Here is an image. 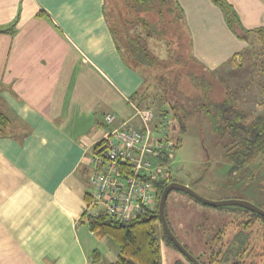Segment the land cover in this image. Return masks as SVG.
<instances>
[{
  "label": "crops",
  "instance_id": "obj_1",
  "mask_svg": "<svg viewBox=\"0 0 264 264\" xmlns=\"http://www.w3.org/2000/svg\"><path fill=\"white\" fill-rule=\"evenodd\" d=\"M175 1L190 51L206 69L223 67L247 47L213 1ZM227 1L245 29L264 27V0ZM105 6V0H0V111L9 119L0 134V264L117 258L114 241L96 236L82 216L87 176L109 131L142 129L130 97L143 75L126 61L114 30L119 16ZM122 6L123 22L132 27L133 8Z\"/></svg>",
  "mask_w": 264,
  "mask_h": 264
},
{
  "label": "trees",
  "instance_id": "obj_2",
  "mask_svg": "<svg viewBox=\"0 0 264 264\" xmlns=\"http://www.w3.org/2000/svg\"><path fill=\"white\" fill-rule=\"evenodd\" d=\"M122 1L133 8L134 19L137 20L132 27H129L127 21L120 23V32L117 34L122 36V41H119V43H123L124 52L126 46V50L133 54V59L159 73L156 84H145L144 77H142V84L130 98L136 104L135 106L139 108L151 107L150 105L155 102L157 109L154 110L151 107L156 112L155 120L168 116L171 121L166 127V138L172 141V150L164 153L160 158H153L152 160L162 163L169 170L168 164L174 152L182 146V138L175 134L173 123L176 122L174 128L178 126V129L186 130V120L193 116L192 114L196 113V110L204 112L211 131L217 141L221 143L222 158L231 163L233 168L251 165L258 157L264 160V111L248 120L245 111L237 107L231 94L224 97L220 102L203 101L199 99L201 97L194 99L198 102L192 101V105L190 101L187 103L180 102L181 91L178 89V85L183 68L189 70L186 73H190L201 83L202 81L211 83L205 76H196L189 66L190 61L193 60L199 63L190 52V48L186 52V45L189 44L190 46V41L187 44L183 41L185 45L181 41L178 49L174 48L172 50L167 62L155 55L151 56L152 51L149 47V40L159 34L157 27L160 21L163 22V36L169 46L172 42V36L179 40L186 38V34L182 32L184 29L180 28L181 31L175 29L177 21H182V13L177 2L175 0ZM211 1L219 6L229 29L237 37L245 40L247 47H251L250 36L256 35L264 48V27L245 29L241 25L237 12L227 0ZM141 12L154 13L159 19L156 22L148 21L145 16L140 15ZM0 31L5 30L0 29ZM180 32H182L183 37ZM246 50L245 48L240 53L233 55L226 62L238 66L236 59ZM253 51L255 55H258L255 48H253ZM187 99L191 100V98ZM8 126L9 119L7 115L0 111V134H5ZM158 126L159 124L154 121L153 130L158 129ZM98 143L96 147H98ZM167 173L168 175L163 180L154 184L156 191L155 206L152 209L145 210L135 218L121 220L101 212L92 215L84 210L82 216L86 220L89 229L100 238H110L118 247L117 258L110 264H162L160 241L165 240L168 244L176 247L164 231L158 216V200L161 191L169 182L176 181L170 171ZM89 197L88 189L85 193L86 202H88ZM166 201L164 212L167 219ZM241 209L248 214L244 219L242 218L237 222L236 230L229 238H225L226 228L222 227L213 236L211 235L210 241L206 243V250H201L196 254L191 253L201 264H264V239L262 242L257 241L256 243L255 241L256 236L262 235L264 237V232L254 230L257 223H264V216L244 207H241ZM169 227L172 230L170 224ZM183 246L186 248L185 245ZM185 259H176L173 264H193L186 257Z\"/></svg>",
  "mask_w": 264,
  "mask_h": 264
},
{
  "label": "rangeland",
  "instance_id": "obj_3",
  "mask_svg": "<svg viewBox=\"0 0 264 264\" xmlns=\"http://www.w3.org/2000/svg\"><path fill=\"white\" fill-rule=\"evenodd\" d=\"M105 1L106 13L113 17L114 15L119 16V22L114 30L120 32L119 25L123 22V17L128 16V13L122 10V4L126 3L122 0ZM115 9L120 11L115 12ZM148 14V21H158L159 17L156 14L151 12ZM175 27L180 31L184 29L182 32L186 34V38L179 40L172 36L169 46L163 36V22L160 21L157 27L159 34L149 40V47L153 53L151 56L155 55L167 62L172 50L178 49L181 41L182 43L184 41L185 44L189 43L188 33L183 22L177 21ZM182 32L180 33L183 37ZM116 37L122 41L120 34H116ZM250 40L252 48L246 47L247 50L236 59L238 66L226 62L223 67L211 72L200 63L194 60L190 61L189 66L194 74L199 75L198 77L205 76L211 83L209 81L201 83L190 73H186L189 70L183 68L178 85V89L181 91L180 102L190 101L192 105V101L199 97L203 101L220 102L231 94L234 103L245 111L248 120L256 114L262 113L264 111V48L256 35L250 36ZM184 43L183 45H185ZM120 48L127 61L142 73L145 84L158 82V71L145 67L133 59V54L126 50V46L124 52L123 43L120 44ZM186 48V52H188L189 44L186 45ZM253 48L258 51V55H255ZM187 98H191V100ZM150 106L154 110L157 109L155 102ZM188 107L190 106L188 105ZM192 115L186 120L187 125L184 131L178 129V126L174 128L176 122L173 123L175 134L182 138V146L174 152L168 164L170 174L175 177L176 181L189 185L207 199H242L264 210V160L258 157L251 165L233 168L231 163L222 158L221 143L217 141L211 131L204 112L196 110V113ZM241 207L240 205L212 206L204 204L195 200L188 193L172 189L167 195L166 214L178 240L186 246L190 253L196 254L201 250H206V243L210 241L211 235L213 236L220 228H226L225 238H229L233 234L237 222L248 214ZM254 230L264 232V223H257ZM263 239L262 235L256 236L255 241L256 243L257 241L262 242ZM160 246L163 264L166 262L173 264L176 259L186 260L177 247L168 244L165 240L160 241Z\"/></svg>",
  "mask_w": 264,
  "mask_h": 264
},
{
  "label": "built area",
  "instance_id": "obj_4",
  "mask_svg": "<svg viewBox=\"0 0 264 264\" xmlns=\"http://www.w3.org/2000/svg\"><path fill=\"white\" fill-rule=\"evenodd\" d=\"M142 129L116 127L98 143L88 176L87 213H104L121 220L135 218L155 206L154 184L168 175V168L152 159L171 152L172 141L166 138L170 118L155 120L151 107H134ZM103 119L110 121L106 114ZM159 124L153 130V122ZM161 123V124H160ZM168 170V171H167Z\"/></svg>",
  "mask_w": 264,
  "mask_h": 264
},
{
  "label": "water",
  "instance_id": "obj_5",
  "mask_svg": "<svg viewBox=\"0 0 264 264\" xmlns=\"http://www.w3.org/2000/svg\"><path fill=\"white\" fill-rule=\"evenodd\" d=\"M172 189H177V190L183 191L185 193H188L193 198H195L196 200H198L204 204H208V205H212V206L240 205L246 209H249L255 213H258L261 216H264V210L259 208L258 206L254 205L253 203H251L249 201L242 200V199H235V198L211 200V199H207V198L201 196L199 193H197L192 187H190L187 184H184V183H181L178 181L169 182L167 185H165V187L163 188V190L161 191L160 196H159V200H158L159 220H160V223H161L164 231L166 232V234L170 238V240L175 244V246L179 249V251L193 264H201V263L178 240V238L175 236V234L170 229L169 224H168L167 219H166V216H165V212H164L165 201H166V198H167L169 191Z\"/></svg>",
  "mask_w": 264,
  "mask_h": 264
}]
</instances>
